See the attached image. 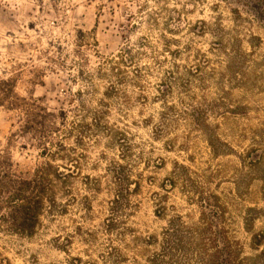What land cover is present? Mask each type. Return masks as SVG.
Masks as SVG:
<instances>
[{
    "label": "rangeland",
    "instance_id": "rangeland-1",
    "mask_svg": "<svg viewBox=\"0 0 264 264\" xmlns=\"http://www.w3.org/2000/svg\"><path fill=\"white\" fill-rule=\"evenodd\" d=\"M4 157L66 176L10 264H264V0H0Z\"/></svg>",
    "mask_w": 264,
    "mask_h": 264
},
{
    "label": "trees",
    "instance_id": "trees-1",
    "mask_svg": "<svg viewBox=\"0 0 264 264\" xmlns=\"http://www.w3.org/2000/svg\"><path fill=\"white\" fill-rule=\"evenodd\" d=\"M9 104L22 110L26 116L27 133L43 136L46 134V123L55 119V115L48 113L33 99L15 98ZM43 150L52 157L45 147ZM62 179L65 180L66 176L50 164L42 165L32 175H27L17 171L9 157H4L0 162V233L31 237L46 205L51 208L55 205L54 186ZM0 264L10 262L0 254Z\"/></svg>",
    "mask_w": 264,
    "mask_h": 264
}]
</instances>
